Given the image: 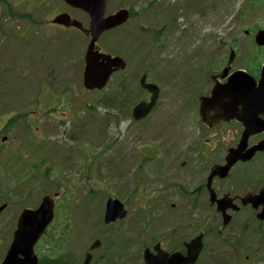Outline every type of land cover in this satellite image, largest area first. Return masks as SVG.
<instances>
[{"label": "rangeland", "instance_id": "obj_1", "mask_svg": "<svg viewBox=\"0 0 264 264\" xmlns=\"http://www.w3.org/2000/svg\"><path fill=\"white\" fill-rule=\"evenodd\" d=\"M148 1L107 0V14L120 7H131L136 13L124 25L104 32L98 39L101 50L121 56L127 68L114 74L97 94L95 90L85 89L82 84L83 55L87 43L84 34L76 28H64L51 22L52 17L62 9V0H0V58L7 51L13 59L10 66L7 60L0 66V74H4L7 82L10 75L13 77L4 92L0 93V130L12 114H19L21 118L13 120L7 139L0 140V188H10L0 196L9 199L10 190H17L10 196L11 206L0 213V261L8 246L12 224L6 221L13 220V209L21 204H37L42 195L53 192L55 184L66 178L70 193L62 195L56 213L64 212L68 207L65 212L67 222L62 219L55 223L49 238H58L64 230L67 237L62 238L63 244L58 252L62 255L68 253L71 259L81 257L92 231L100 225L101 205L103 207L107 196L106 193L100 194L101 190H105L124 202L128 211L121 222L108 228V237L121 238L125 234L126 238H132V258L117 259L115 264H139L135 257L137 245L134 238H143V242L148 238H190L199 230L205 232L206 247L196 264H264V237L261 234L254 235V238H247L246 233L244 237L240 235L241 238L237 239L239 247L231 246L229 238H215V229L222 228L221 220L209 206L207 196L200 198L202 212L198 214L199 211H196L197 215L189 210L187 197L175 188V185L183 184L193 193L210 166L223 160L225 147L235 142L232 130H214L213 136L209 137L196 126H190L193 117H188L191 114L184 107L189 98V87L185 81L196 78L197 70L192 68L184 74L183 67L191 66L197 60H201V65L205 60L214 61L230 43L236 46L234 67H243L250 43V37L244 30L254 23L264 24V0L243 16L237 14L245 0H201V3L199 0H153L155 4L152 7H145ZM188 2L195 3V6L184 7L189 6ZM177 4H180L179 9L175 8ZM8 6L37 13L38 17H34L33 23L15 29L14 22L5 23L3 20ZM68 12L84 25L87 23L85 13L78 10ZM171 16L175 19L174 27ZM6 26L12 27L11 31L15 33L7 32ZM23 32L25 37L18 36ZM44 38L50 47L58 48L57 55L54 58L47 55V69L40 74L34 70L32 74L28 67L20 64L19 49L22 47H14L13 42L25 45L26 57L36 58L41 57ZM248 58L249 71L254 72L256 59L253 53ZM143 72L150 79L158 80L162 93L158 106L139 122L131 118L130 112L135 98L139 101L146 97L137 86V79ZM2 83L6 82L0 78V86ZM121 83L124 87L129 86L130 90L124 88L118 99L114 94L119 93ZM195 94V91L191 92L190 97H195ZM98 97H114L113 102L118 99L120 103L132 105L117 111L118 104L97 105L95 101ZM1 103L5 104L4 108H1ZM89 104L96 109L87 110L85 106ZM107 114L110 118L106 117ZM106 118L108 126L104 131ZM205 138L217 143L208 154V159L199 157L203 152L200 143ZM47 142L53 149L49 150ZM61 146L72 150L73 168L58 172L54 167L57 161H51L40 166L38 175L34 174L37 183L33 184V192L26 195L25 187L18 189L15 179L25 170L22 162L37 159L40 153L52 154L51 158H54ZM12 155L20 156L22 162L17 161L9 171V164L5 161L16 157ZM154 155L157 157L154 158ZM151 156V159L147 158ZM261 162L257 158L252 164L232 168L228 180L236 182L234 191H256L264 185V181L255 185L256 174H260L258 178L264 176V169L256 167L262 166ZM158 164H162L160 172ZM27 169L34 171L30 166ZM250 169L254 170L252 183L238 175ZM136 174L146 177L137 181ZM41 175H47L49 179H42ZM138 185H143L141 196L131 195V190ZM91 189H94L92 193ZM88 196L94 203L92 209L84 203ZM144 198H149V208L143 209ZM172 204L175 206L172 207ZM138 214L149 222L142 227L143 231L141 225L134 221ZM199 216H202L201 220ZM247 219L252 226L260 224L264 227V222L258 223L254 219L251 210H244L235 214L232 223L222 228L220 234L229 236L233 232L238 236L235 226Z\"/></svg>", "mask_w": 264, "mask_h": 264}, {"label": "water", "instance_id": "obj_2", "mask_svg": "<svg viewBox=\"0 0 264 264\" xmlns=\"http://www.w3.org/2000/svg\"><path fill=\"white\" fill-rule=\"evenodd\" d=\"M69 5L85 10L90 16L91 40L85 53V65L83 69V83L86 88H102L109 75L117 68H123L124 62L120 57H112L109 54L99 53L94 47L100 33L106 29L113 28L126 20L128 12L120 10L115 14L104 17V9L106 0H65ZM56 21L74 26L81 25L73 20L71 21L67 14H61ZM254 41L257 45H264V29H258L254 35ZM233 57V52L229 56V61ZM229 64V62H228ZM227 68H224L221 77L226 74ZM144 76L140 83L143 87L148 88L152 92L149 102H139L132 110L134 119H139L147 114L156 102L158 89L153 84H146ZM215 82L210 91L209 96L201 98L200 114L205 120V114L210 111L218 113L219 117L226 119L237 117L244 125L241 137L235 147L228 149L225 156L224 164H217L210 169L207 177V188L209 192V200L216 203V211L220 212L223 217V224H227L230 215L226 214V209L231 207L238 209L233 205L231 197L224 195L217 198L215 192L210 187L211 180L214 175L220 178L227 175L230 167L237 161L249 160L256 151L264 150V138L257 143L248 147V138L251 135L264 131V120L257 118L258 114H264V64L261 66L260 78L256 81L244 70H237L230 74L224 83H220L214 78ZM241 204L250 203L253 208L261 210L256 214L259 219H264V187L257 193H246L239 197ZM54 200L52 197L46 196L38 209H24L14 231L12 244L2 264H36V256L33 252V244L44 231L46 225L53 215ZM126 210L122 203L117 199H108L105 209V222L123 218ZM202 234L194 237L187 242V254L185 256L178 253L168 255L159 252L156 256L152 255L148 249L144 252V264H192L195 262L201 249ZM95 242L92 247L96 246ZM91 254H85L82 264H88Z\"/></svg>", "mask_w": 264, "mask_h": 264}, {"label": "flooded vegetation", "instance_id": "obj_3", "mask_svg": "<svg viewBox=\"0 0 264 264\" xmlns=\"http://www.w3.org/2000/svg\"><path fill=\"white\" fill-rule=\"evenodd\" d=\"M225 65V62L220 66L218 70L215 71V73H219L222 69V67ZM233 67L231 66L229 72L233 71ZM206 73L207 69H204L203 77L198 78V89L205 91L206 93ZM221 81H224L221 80ZM208 92V91H207ZM189 114H193V110H188ZM193 126H196L201 131H204V135H208L209 137L213 136L214 130H228L232 129L235 132H237V136L240 133L241 124L235 120H231L229 122H219L216 125L212 127L206 126L204 123H202L200 120L195 118V121H192ZM212 133V134H211ZM203 135V134H202ZM210 138H205V141H208ZM184 163V161H183ZM214 184V188L217 192H219L221 189L227 188V185H229L231 188L236 185V182L234 180H216ZM176 191H179L177 188L178 186L175 185ZM189 192H192L191 190H188ZM227 192L231 193V191L227 188ZM181 194H184L188 199V207L193 209L194 214H197L196 211L202 212V204L200 203V198L207 196V191L205 187V178L203 182H200L195 189L193 190V193L190 195L188 193L181 192ZM173 207L175 204L172 205ZM246 208V207H243ZM197 214V215H198ZM202 216H199V219L201 220ZM242 226L245 227L249 231L250 224L249 221L246 220L242 223ZM238 228V226H236ZM218 234L215 236V238H218L220 240H223V238H229L232 246V242H237L238 238H235L233 232L229 234V236H225L222 233V228L217 229ZM248 238H254L253 233L250 235L247 234ZM50 240V244L52 241V238H48ZM105 239L106 245L103 247L100 246L92 251L93 257L90 264H115V261L117 259L121 260H128L129 258H132V252H131V246L132 242L130 239L132 238H109L108 236L102 238ZM142 239V240H141ZM192 238H148V240L143 242V238H134V242L137 245V253L135 254V257L137 258L139 264H143V254L145 249H149L150 253L152 255L156 256L159 252L162 253H168L171 255L174 252H179L181 255H185L187 252L186 243ZM46 238H43V241H45ZM127 240V241H126ZM149 241V242H148ZM203 241V247L201 250V253L198 257L205 252V242L204 238H202ZM218 241V240H217ZM57 242V240H55ZM58 242H60V238H58ZM170 242V243H169ZM205 245V246H204ZM60 249L59 246H57V243L55 245H48L47 241L43 243L42 250H41V264H80L78 262V258L71 259L69 257H64L61 253L58 252ZM81 262V260H80Z\"/></svg>", "mask_w": 264, "mask_h": 264}, {"label": "trees", "instance_id": "obj_4", "mask_svg": "<svg viewBox=\"0 0 264 264\" xmlns=\"http://www.w3.org/2000/svg\"><path fill=\"white\" fill-rule=\"evenodd\" d=\"M260 1L261 0H245L244 4L242 5V9L237 14V16H240V15L243 16V15H245V12L247 10L254 9V6L256 4H258ZM263 21H264V17H263ZM258 27H264V24L263 25H260V24L254 23L251 26L249 25L247 27V29L252 32V31H254ZM251 46H252L251 48H253V50L250 53H253V56L255 57L254 59H256V66H257L260 63V60L263 58V50H262V48H254L255 46L253 45V43H251ZM249 54H248V56H249ZM248 56H247L246 61H245V63L243 65H244V67L246 69L249 70L250 69V66H249V62H248V59H249ZM259 56H260V58H259Z\"/></svg>", "mask_w": 264, "mask_h": 264}, {"label": "bare ground", "instance_id": "obj_5", "mask_svg": "<svg viewBox=\"0 0 264 264\" xmlns=\"http://www.w3.org/2000/svg\"><path fill=\"white\" fill-rule=\"evenodd\" d=\"M142 240V239H141ZM127 241V240H126ZM149 242V241H148ZM170 243V242H169Z\"/></svg>", "mask_w": 264, "mask_h": 264}]
</instances>
